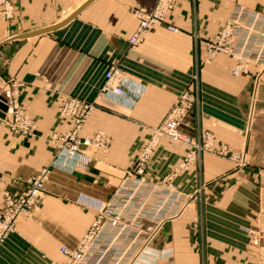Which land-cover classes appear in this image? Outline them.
<instances>
[{"label":"crops","instance_id":"obj_1","mask_svg":"<svg viewBox=\"0 0 264 264\" xmlns=\"http://www.w3.org/2000/svg\"><path fill=\"white\" fill-rule=\"evenodd\" d=\"M90 1L11 0L12 18L0 17V44L45 31L0 47V97L13 93L35 125L33 139L20 137L7 127L10 110L0 118V208L6 193L18 200L31 179L49 171L39 204L0 244V264H52L63 260L61 247L75 250L94 220L93 205L110 199L185 91L197 101L181 130L207 147L173 180L177 216L135 264H264V79L251 118L261 70L251 65L236 77L235 61L224 55L205 63L206 44L237 7L264 19V0H176L166 23L134 48L133 12L152 10L156 0ZM112 67L124 73L125 96L99 99ZM68 97L95 103L79 138L101 133L106 151L82 147L78 158L57 159L53 135L71 129L59 115ZM190 149L162 138L147 178L170 175ZM232 155H246V167Z\"/></svg>","mask_w":264,"mask_h":264},{"label":"built area","instance_id":"obj_2","mask_svg":"<svg viewBox=\"0 0 264 264\" xmlns=\"http://www.w3.org/2000/svg\"><path fill=\"white\" fill-rule=\"evenodd\" d=\"M175 2L176 0H156L152 10L133 12L139 25L129 39L132 48L142 44L158 25L166 23L174 11ZM13 12L11 0H0L1 18L11 19ZM167 29L171 33L177 32L171 26ZM205 50V63H210L219 55L231 57L235 61L232 74L236 77L248 74L251 65L257 66L261 72L256 76L253 91L256 99L258 83L264 79V19L261 16L237 7L233 17L206 44ZM105 77L106 82L99 99L109 94L124 98L126 80L122 70L112 67ZM196 101V96L188 91L179 96L165 120L154 130L153 139L141 149L132 168L110 199L93 205L94 220L77 248L70 250L61 247L63 260L52 264H135L154 241L163 224L176 218L181 199L173 187V180L182 170L188 169L197 161L207 147L194 143L181 130L186 126V119ZM256 104L257 100L252 101L251 118L256 114ZM7 106L12 113L11 129L26 133L30 121L25 117L15 95L13 102L7 103ZM94 108L95 103L72 97L64 99L59 107V115L71 124V129L53 135L57 159L78 158L82 147L98 151L108 149L109 140L101 133L83 141L79 138V133L88 123ZM162 138L182 143L191 149L170 175L161 181H152L147 178L146 170L153 149ZM231 159L240 168L247 165L246 155H232ZM48 175L49 171L44 169L31 179L28 182L29 188L18 200L5 194L3 207L0 208V244L16 230L19 217L29 215L31 209L39 204Z\"/></svg>","mask_w":264,"mask_h":264},{"label":"rangeland","instance_id":"obj_3","mask_svg":"<svg viewBox=\"0 0 264 264\" xmlns=\"http://www.w3.org/2000/svg\"><path fill=\"white\" fill-rule=\"evenodd\" d=\"M176 3V2H175ZM13 100H14V94L13 93H11L10 94V96H9V98H8V101H7V103L9 102H13ZM254 100H257V99H255L254 98V96L253 95H251V101H254ZM20 105V104H19ZM21 107H22V105H21ZM22 109H23V112H24V115H25V117L30 121V127L28 128V131L25 133V132H23V130H21V131H13V129H11V127H10V121L7 123V127H8V129H9V131L11 132V133H13L14 135H17V136H20V137H27V138H31V139H33L34 137H35V125H34V123L31 121V119H30V117L27 115V113H26V111H25V109L22 107ZM10 114H11V119H12V113L10 112ZM24 129V128H23ZM56 134H59V133H56ZM54 146H55V148H56V145L54 144ZM25 194V193H24ZM38 205V204H37Z\"/></svg>","mask_w":264,"mask_h":264},{"label":"water","instance_id":"obj_4","mask_svg":"<svg viewBox=\"0 0 264 264\" xmlns=\"http://www.w3.org/2000/svg\"><path fill=\"white\" fill-rule=\"evenodd\" d=\"M93 1L94 0H91L90 3L93 2ZM78 13H76L73 17L68 19L65 23H62V25L66 24L69 21H71L72 19H74L77 16ZM42 33H45V31H41V32H38V33H33V34H28V35H21V36L13 37V38L7 40L6 42L0 44V47L6 45L8 43H11L13 41L24 40V39H27V38L35 35V34L39 35V34H42ZM7 112H8L7 100L4 97H0V118L4 119L6 114H7Z\"/></svg>","mask_w":264,"mask_h":264}]
</instances>
